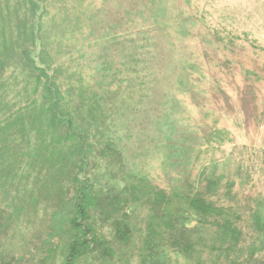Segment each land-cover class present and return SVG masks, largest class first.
I'll return each instance as SVG.
<instances>
[{
    "label": "trees",
    "instance_id": "1",
    "mask_svg": "<svg viewBox=\"0 0 264 264\" xmlns=\"http://www.w3.org/2000/svg\"><path fill=\"white\" fill-rule=\"evenodd\" d=\"M27 1L33 10L42 8L39 0ZM109 1L107 8L113 9L101 35L105 47L97 37L92 47L96 52L89 62L83 65L77 60L73 71H63L67 63H53L40 44V32L28 30L23 35L31 43H25L7 39L0 26V232L12 228L15 221L18 227L22 222L35 228L42 224L37 233L47 235V240L39 248L43 257L34 264H49L58 252L60 264H134L132 260L135 264H250L232 257L242 231L230 211L211 198L222 178L216 179L213 172L205 177L204 171L191 178L179 171H189L192 161L190 150L176 136L179 106L175 96L188 89L190 77H175L176 91H169L171 105L153 115L161 120L154 123L155 132L160 139L165 136L161 150L168 149V153L160 166L173 183L171 188L161 190L140 177L139 182L146 185L143 190L148 189L141 211L140 196L127 185L122 189L113 184L108 190L114 162L107 165L103 177L95 175L102 159L114 156L113 123L108 124L107 118L113 121L124 92L132 95L127 90L132 86L133 61L140 65L146 56L161 50L176 54L177 40L187 36V27L177 20V0ZM98 30L93 27V36ZM139 40L144 43L137 47ZM109 44L124 59L120 67V61L106 55L113 52L112 46L106 49ZM139 48L143 55L136 59ZM16 61L36 83L34 91H27L24 108L22 93L14 102L6 100L3 76ZM148 70L144 63L142 72ZM169 167L177 170L173 180ZM41 204L50 210L46 226L33 222L32 209ZM131 204V213L147 220L134 223L125 212ZM252 226L263 251L264 200L253 213ZM55 237H64V247L52 243ZM6 256L5 251L0 253V264H10ZM16 259L13 255L12 260Z\"/></svg>",
    "mask_w": 264,
    "mask_h": 264
},
{
    "label": "rangeland",
    "instance_id": "2",
    "mask_svg": "<svg viewBox=\"0 0 264 264\" xmlns=\"http://www.w3.org/2000/svg\"><path fill=\"white\" fill-rule=\"evenodd\" d=\"M39 1L42 8L33 10L27 0H0V26L7 39L31 43L23 34L35 29L40 32V44L53 63L58 66L67 63L63 66L64 72L73 71L77 60L83 65L89 62L96 52L92 47L97 37L105 47L101 35L113 9L107 6L112 2ZM177 3V20L187 27V36L177 40L176 54L161 50L146 56L147 73L142 72L144 63L138 65L133 61L132 86L126 89L131 90L132 95L124 92L122 99L127 97L128 102L120 100L113 121L107 118L108 124L113 123L115 139H112L111 148L114 156L112 160L102 159L95 175L103 177L109 168L107 165L114 162L113 176L106 183L108 190L113 184L122 189L127 185L130 192L136 191L140 196L141 211L145 210L148 189L143 190L146 185L139 182L140 177L161 190L171 188L173 183L160 166L168 153V149L164 153L161 150L165 146V136L160 139L155 132L154 123L161 120L153 115L164 105L166 109L171 105L169 91H176L175 77H190L188 89H179L175 96L179 106L175 116L179 131L176 136L179 144L190 150L192 161L189 171H179L191 178L203 171L205 177L213 172L216 179L222 178L219 190L211 198L230 211L242 231V241L232 257L261 264L264 263V250L252 226V216L264 200V0H177ZM93 27L99 29L94 36ZM142 43L144 41H137V47ZM110 50L113 52L106 55L120 61V67L124 59L115 46ZM138 51L136 59H141L142 48ZM168 67L172 68L168 70ZM3 77L6 100L14 102L15 96L22 93L21 106L24 108L27 91L35 90V80L20 61L8 67ZM40 92L36 93L37 97ZM174 171L177 170L169 167L172 180L176 176ZM230 183L234 186L228 189ZM204 185L205 182L200 187ZM125 208L134 223L146 219H137L131 213L132 204ZM32 211L34 223L48 225L50 210L46 211L41 204ZM17 224L15 221L12 228L0 232V253L6 252L10 264L37 263L43 257L39 248L47 240V235L37 233L42 224L37 228L25 222L19 227ZM52 243L64 247V237H55ZM253 246L255 253H252ZM13 255L18 259L13 261ZM24 255V260L19 262ZM60 261L61 253L58 252L49 264H60ZM132 261L135 264V260Z\"/></svg>",
    "mask_w": 264,
    "mask_h": 264
},
{
    "label": "bare ground",
    "instance_id": "3",
    "mask_svg": "<svg viewBox=\"0 0 264 264\" xmlns=\"http://www.w3.org/2000/svg\"><path fill=\"white\" fill-rule=\"evenodd\" d=\"M64 5V4H63ZM67 6V5H66ZM44 12V11H43Z\"/></svg>",
    "mask_w": 264,
    "mask_h": 264
}]
</instances>
